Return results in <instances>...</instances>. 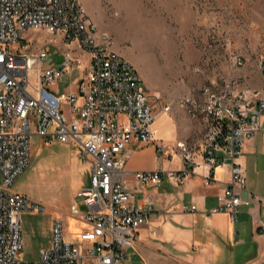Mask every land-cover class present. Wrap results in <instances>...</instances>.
<instances>
[{
  "label": "built area",
  "instance_id": "2783aa9c",
  "mask_svg": "<svg viewBox=\"0 0 264 264\" xmlns=\"http://www.w3.org/2000/svg\"><path fill=\"white\" fill-rule=\"evenodd\" d=\"M28 32L60 37L88 54L87 61L64 53L60 70L46 63L51 52L29 47ZM86 65L76 92L56 95L49 86L72 68ZM158 103V104H156ZM149 89L135 66L112 47L107 33L86 12L81 0H0V264H129L127 256L149 221L152 199L137 203L127 180L129 148L133 142L155 143L159 158L180 160L176 170L138 171L134 178L145 186L170 180L183 185L197 167L207 168V185L217 168L230 166L231 176L218 197L216 213L238 219L242 206L261 203L262 196L247 192V178L239 162L247 141L264 136V92L233 81L222 90L205 88L180 100L188 114L206 120L198 146L178 141L176 151L155 140L154 124L171 111ZM47 144L78 143L93 165L92 187L81 193L89 211L79 241L65 235L63 220L52 225V245L36 262L21 258V215L45 209L13 184L31 163V140ZM196 211L192 204L186 210Z\"/></svg>",
  "mask_w": 264,
  "mask_h": 264
},
{
  "label": "rangeland",
  "instance_id": "374dc122",
  "mask_svg": "<svg viewBox=\"0 0 264 264\" xmlns=\"http://www.w3.org/2000/svg\"><path fill=\"white\" fill-rule=\"evenodd\" d=\"M81 1L99 32L109 34L113 49L138 70L151 101L156 103L159 97L162 105L171 106L169 113L156 120L154 129L173 152L178 141L198 146L206 131L204 117H191L180 104L182 98L199 96L205 88L222 90L237 80L242 87L264 92V0ZM25 38L33 41L29 51H50L46 65L58 70L64 67L68 50L88 59L87 53L57 36L28 32ZM85 71L86 65L74 67L49 88L58 96L70 93ZM174 161L179 165V160ZM20 177L27 181L25 189L32 201L45 209L27 212L25 220L38 229L40 241H48L53 236V214L72 209L75 147L59 142L48 145L33 135L31 163ZM19 184H13L12 191ZM74 233L75 223L66 222V238ZM22 234L23 259L36 262L39 246L25 243Z\"/></svg>",
  "mask_w": 264,
  "mask_h": 264
},
{
  "label": "crops",
  "instance_id": "0c3cea01",
  "mask_svg": "<svg viewBox=\"0 0 264 264\" xmlns=\"http://www.w3.org/2000/svg\"><path fill=\"white\" fill-rule=\"evenodd\" d=\"M77 88L72 92H76ZM154 130L155 140L163 142L158 139L159 136L156 137L157 130ZM62 145L75 147V193L72 209L69 212H54L50 224L52 228L57 219L63 220L64 224L74 222L75 233L68 239L77 242L80 234L88 227L83 218L89 208L81 193L92 187L93 165L84 156L78 143ZM128 151L127 180L135 188L137 197L142 196L136 201L145 204L149 198L152 199L149 221L139 229L138 241L127 256L129 264H264L263 134L246 142L239 160L247 178L244 198L250 192L257 193L262 196V202H255L249 207L242 206L236 221L227 213L214 212L219 205L218 197L230 180V166L217 168L213 182L209 185L204 178L207 168L201 165L183 185L165 179L157 185L145 186L134 178L133 173L176 170L180 168V160L175 158L179 160V165L175 166L176 160L159 158L156 144L153 143L135 141ZM20 178L14 183L20 182V188L16 187L13 192L30 198L25 189L27 181ZM192 204L197 206V210H186ZM26 213L21 215L25 243L35 242L39 246L37 253L40 257L42 250L51 247L52 239L50 237L48 241H40L38 229L25 220ZM22 254L20 256L23 259Z\"/></svg>",
  "mask_w": 264,
  "mask_h": 264
}]
</instances>
